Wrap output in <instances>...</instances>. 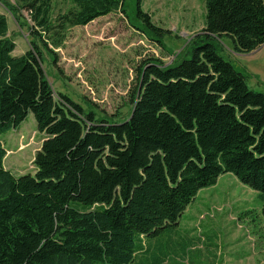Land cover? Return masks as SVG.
<instances>
[{
	"label": "trees",
	"instance_id": "16d2710c",
	"mask_svg": "<svg viewBox=\"0 0 264 264\" xmlns=\"http://www.w3.org/2000/svg\"><path fill=\"white\" fill-rule=\"evenodd\" d=\"M0 0L32 40L21 56L0 14V264H135L147 238H173L199 192L234 174L264 202V93L220 53L227 38L238 54L264 45V0H205V28L172 64L139 67L133 109L99 117L55 93L44 52L61 48L67 29L122 12L126 0ZM137 0V28L156 43L170 31ZM33 114L44 135L36 171L5 169L2 135ZM264 213V207H263ZM173 239H177L173 242Z\"/></svg>",
	"mask_w": 264,
	"mask_h": 264
},
{
	"label": "rangeland",
	"instance_id": "374dc122",
	"mask_svg": "<svg viewBox=\"0 0 264 264\" xmlns=\"http://www.w3.org/2000/svg\"><path fill=\"white\" fill-rule=\"evenodd\" d=\"M18 6L16 0H8ZM54 13L70 7L68 0H53ZM137 0H126V14L115 12L101 17L85 27L67 29L61 48L52 54L44 52L43 68L55 93H63L87 112L101 116H130L132 94L138 84L139 67L149 58L172 64L184 55L190 41L205 28V0H144L143 10L152 22L170 31L160 45L138 30L134 18ZM0 14L8 19L9 33L16 44L15 56L30 47L31 21L21 26L13 13L0 2ZM139 26V25H138ZM221 55L247 77L251 89L264 93V45L257 50L238 54L229 39L219 40ZM7 150L5 169L15 176L34 174V159L44 135L38 131L32 113L19 128L1 137ZM264 202L259 193L241 183L232 173L222 174L216 185L202 189L187 208L177 229L215 231L216 245L222 248L230 264H264ZM217 238V239H216ZM170 237L147 238L148 246L162 244ZM206 251L192 252L196 259L207 257ZM209 264V261H193Z\"/></svg>",
	"mask_w": 264,
	"mask_h": 264
},
{
	"label": "crops",
	"instance_id": "0c3cea01",
	"mask_svg": "<svg viewBox=\"0 0 264 264\" xmlns=\"http://www.w3.org/2000/svg\"><path fill=\"white\" fill-rule=\"evenodd\" d=\"M172 237H183L182 244L171 245H144L143 250L137 256L135 264H193V261H209V264H230L231 259L225 258L222 248L216 245L215 240H209L207 236H217L215 231L178 229L172 231ZM218 237V236H217ZM217 239V238H216ZM177 239H173L176 242ZM206 251L207 257L196 259L191 256L192 252Z\"/></svg>",
	"mask_w": 264,
	"mask_h": 264
}]
</instances>
